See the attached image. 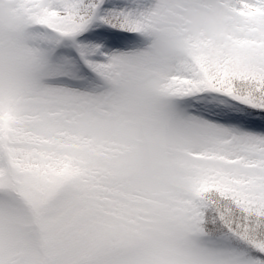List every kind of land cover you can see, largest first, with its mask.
Wrapping results in <instances>:
<instances>
[{
  "label": "rangeland",
  "instance_id": "374dc122",
  "mask_svg": "<svg viewBox=\"0 0 264 264\" xmlns=\"http://www.w3.org/2000/svg\"><path fill=\"white\" fill-rule=\"evenodd\" d=\"M263 112L264 0H0V264H264Z\"/></svg>",
  "mask_w": 264,
  "mask_h": 264
},
{
  "label": "trees",
  "instance_id": "16d2710c",
  "mask_svg": "<svg viewBox=\"0 0 264 264\" xmlns=\"http://www.w3.org/2000/svg\"><path fill=\"white\" fill-rule=\"evenodd\" d=\"M246 110L250 111V109H246ZM263 114H264V112H263ZM203 194H204V197L209 201V203L212 204L211 205L212 206V211L214 212V210L216 209V207H215V197H216V195L214 194L213 191H210V190H207V191L205 190V192H203ZM211 194H212V196H211Z\"/></svg>",
  "mask_w": 264,
  "mask_h": 264
}]
</instances>
